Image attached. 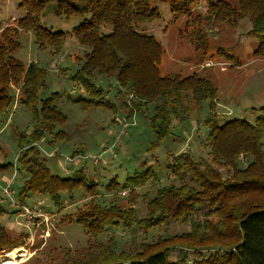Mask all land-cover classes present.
<instances>
[{
  "label": "trees",
  "instance_id": "obj_1",
  "mask_svg": "<svg viewBox=\"0 0 264 264\" xmlns=\"http://www.w3.org/2000/svg\"><path fill=\"white\" fill-rule=\"evenodd\" d=\"M5 1L8 0L0 3ZM10 1H15L23 13L0 31V125L16 104L15 111L24 108L25 116L28 112L30 132L18 134L16 172L20 185L12 201L5 196L0 199V217L5 202L23 215L24 207L32 212L36 208L30 207L34 202L27 206L29 195L48 196L59 206L62 192L71 194L84 187L91 196L89 200L61 217L82 226L87 234L86 244L75 249L66 247L60 260L56 258L51 264H264V104L253 122L244 118L220 119L212 111L218 94L212 74L163 73L160 65L165 49L146 30L160 17L157 4L166 3L169 23L181 22L177 28L179 38L190 44L195 55L211 59L219 53L230 64L235 59L225 48L214 51L216 47H210L206 29L211 24L234 28L241 19L248 18V33L256 40L252 54L264 57V0ZM202 1L206 2L205 9L198 10L196 5ZM48 15L82 20L67 32L46 26L43 19ZM25 32H32L37 48L46 50L60 63L69 58L63 51L69 36L74 38L79 54L70 59L74 70H70L68 79L75 96L50 89L52 76L47 65L41 66L38 61L26 64L16 57ZM54 65L57 64H50ZM68 66L57 68L65 75ZM112 83L113 98L122 97L121 108L108 98ZM63 101L83 110H113L116 125L140 114L154 137L147 148L149 156H154L156 149L173 136V120H187L194 109L207 102L210 112L200 123L206 130L200 146L208 158L189 148L175 153L167 150L161 173L152 165H145L146 158L143 167L149 166L142 171L128 175L123 183L113 176L105 185L107 191L117 192L120 198L99 200L95 197L97 181L87 178L82 169L69 175L51 172L35 144L42 138L51 144L72 141L74 133L68 130ZM117 106L123 118L117 114L121 113ZM85 148L80 143L74 147L70 163ZM4 168L7 166L1 164L0 169ZM169 176L174 180L168 183ZM140 201H145L142 216L137 211ZM41 204L43 207L42 201ZM177 220L188 223L189 229L168 239L141 238L139 242L127 240L121 245L115 236L119 228L132 232L136 226L147 234ZM26 237L27 232L12 231L0 221V253L21 245ZM174 239L177 240L173 247L161 244ZM173 248H179V255L172 256ZM186 250L198 255L209 253L190 260ZM21 264L43 263L29 258Z\"/></svg>",
  "mask_w": 264,
  "mask_h": 264
},
{
  "label": "rangeland",
  "instance_id": "obj_2",
  "mask_svg": "<svg viewBox=\"0 0 264 264\" xmlns=\"http://www.w3.org/2000/svg\"><path fill=\"white\" fill-rule=\"evenodd\" d=\"M205 5L206 2L202 1L196 5V8L204 10ZM157 7L160 17L146 26V30L154 35L165 49L164 58L160 65L161 71L163 73L179 71L182 74L201 71L208 73L209 76L212 74L218 91L217 104L215 109L212 110L215 111V115H218L220 119L244 118L249 122H253L260 107L264 104V57L252 54L256 40L254 36L248 33L251 28L248 18L241 19L234 28L227 25L216 26L211 24L210 28L206 29L210 47L213 46L212 48H214L215 46L214 51H217L218 47L225 48L235 59L228 64L229 62L223 59L221 55L219 56V53L211 59L195 55L190 44L185 39L181 40L179 38L177 28L182 25L181 22L169 23L171 16L168 5L158 3ZM22 13L17 8L15 1L1 2L0 31L4 26L11 24L14 19L22 16ZM81 20L80 17L63 20V17L59 18L52 15H48L43 19L46 26L67 32H70L72 26ZM103 32H106V29H103ZM33 40L32 32L23 33L20 37L21 47L16 52V57L26 64L38 61L41 66L47 65V68L50 69V77L52 76V83L49 80L50 89L65 90V92L75 96L77 93L73 90L68 79L71 73L70 70H74L70 59L73 54H79L78 44L74 38L69 36L63 51L64 56L69 55V58H64L61 63L46 50L38 49ZM50 64H57L58 67H62V64H69L70 66H68L69 69L65 70L66 74L62 75V71L58 70L57 65L50 66ZM52 70L58 71L52 74ZM112 86L108 98H111L121 108L120 100H122V97L118 95L113 98L114 83H112ZM15 107L16 104L13 106V111H9L7 120L0 125V165L5 164L7 166V168L0 169V199L4 198L2 189L6 185H10L14 191L20 185L19 175L16 172V156L20 147L18 134L30 132L28 112L25 116V113L22 112H25L24 108H18L15 111ZM62 108L68 117V130L74 133L72 141L69 144L63 142L51 144L42 138L35 144L46 158L47 166L51 172L59 175H69L75 170L82 169L87 178L97 181L99 186L97 185L98 191L95 197L99 200L104 198L105 201H109L115 199V196L121 197L117 192L107 191L104 188L113 176H116L119 183H123L128 175L133 174L135 171L140 172L149 165H152L154 169L161 173V168L164 167L165 151L167 150L175 153L189 148L190 152L207 157L206 150L200 146L206 134L205 127L200 123L210 112L207 102L194 109L187 120L183 122L173 120V136L168 137L156 149L154 156H149L147 149L154 139L153 133L147 121L140 114H135L127 121V134H120V137L116 139L120 132V125L113 122V118H115L113 110L101 107L83 110L78 105L68 101H63ZM119 108L117 106L116 109ZM120 111L121 113L118 111L117 114H121V118H123L124 114L122 110ZM75 130L78 132H74ZM79 143L86 148L82 155L74 157L70 163L71 152L74 147L79 146ZM146 158L145 165H149L143 167ZM8 164L13 166L8 167ZM223 174L227 175L224 171ZM167 180L169 183L174 179L169 176ZM167 180H162L163 184ZM90 197L89 193L85 192L84 187L71 194L62 192L61 205L57 206L48 196L29 195L26 199L27 206L33 202L34 204L30 207L36 206L33 217L22 215L13 207L8 206L6 202L3 203L4 213L0 217L1 223L12 231L27 232L29 237H26L24 242L17 246L21 247V250L18 249L17 251L26 253L25 258L17 257L12 262L6 261L11 257V255L9 257V254L12 249L17 248L13 247L0 253V264H21L29 258L41 261L43 264H51L55 262L56 258V260H60L66 247L75 249L85 245L87 234L82 226L73 221H64L61 216L74 212L75 209L86 203ZM41 201L44 204V209L41 207ZM47 207L51 213L47 210ZM137 211L139 215H144L145 201L143 203L140 201ZM188 229V223L177 220L161 225L147 234H144L143 230L136 226L132 227V232L119 228L116 229L115 236L122 245L124 241L139 242L141 238L146 241L153 238L157 239L158 236L168 239L166 237L181 234ZM176 240H164L165 242L161 241V244H169L173 247L176 245L174 244ZM178 249L173 248L171 252L173 257L179 255ZM186 252L190 260L201 259L209 253L207 251L203 255H198L190 250H186Z\"/></svg>",
  "mask_w": 264,
  "mask_h": 264
},
{
  "label": "built area",
  "instance_id": "obj_3",
  "mask_svg": "<svg viewBox=\"0 0 264 264\" xmlns=\"http://www.w3.org/2000/svg\"><path fill=\"white\" fill-rule=\"evenodd\" d=\"M128 126V123L127 121L123 122L121 125H120V132L119 134L117 135L116 139H118L120 137V134L122 135H126L127 134V128ZM97 161V159L95 160V162ZM10 187V185H6L3 189H2V194L7 197L9 200L12 201L14 195H15V192L14 190ZM24 213L27 217H33V212L28 209L27 207H24Z\"/></svg>",
  "mask_w": 264,
  "mask_h": 264
},
{
  "label": "bare ground",
  "instance_id": "obj_4",
  "mask_svg": "<svg viewBox=\"0 0 264 264\" xmlns=\"http://www.w3.org/2000/svg\"><path fill=\"white\" fill-rule=\"evenodd\" d=\"M9 255H11V257L6 260L8 262H12L17 257H20V258H25L26 257V253L20 252V251H17V250H12V252Z\"/></svg>",
  "mask_w": 264,
  "mask_h": 264
},
{
  "label": "crops",
  "instance_id": "obj_5",
  "mask_svg": "<svg viewBox=\"0 0 264 264\" xmlns=\"http://www.w3.org/2000/svg\"><path fill=\"white\" fill-rule=\"evenodd\" d=\"M20 249V248H19ZM12 250H18L17 248H14V249H12ZM21 250V249H20ZM9 257H10V255H9Z\"/></svg>",
  "mask_w": 264,
  "mask_h": 264
}]
</instances>
